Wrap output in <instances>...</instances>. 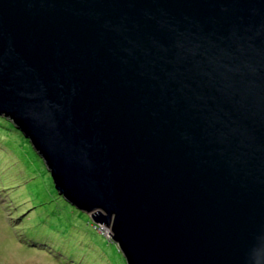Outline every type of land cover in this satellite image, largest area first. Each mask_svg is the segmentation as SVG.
<instances>
[{
	"label": "water",
	"instance_id": "95a60500",
	"mask_svg": "<svg viewBox=\"0 0 264 264\" xmlns=\"http://www.w3.org/2000/svg\"><path fill=\"white\" fill-rule=\"evenodd\" d=\"M0 115L125 264H264V0H0Z\"/></svg>",
	"mask_w": 264,
	"mask_h": 264
},
{
	"label": "rangeland",
	"instance_id": "374dc122",
	"mask_svg": "<svg viewBox=\"0 0 264 264\" xmlns=\"http://www.w3.org/2000/svg\"><path fill=\"white\" fill-rule=\"evenodd\" d=\"M0 170V264H125L108 233L56 195L42 161L2 118ZM38 225L49 229L50 239L37 234V244H28Z\"/></svg>",
	"mask_w": 264,
	"mask_h": 264
},
{
	"label": "trees",
	"instance_id": "16d2710c",
	"mask_svg": "<svg viewBox=\"0 0 264 264\" xmlns=\"http://www.w3.org/2000/svg\"><path fill=\"white\" fill-rule=\"evenodd\" d=\"M0 118H2L1 116H0ZM2 119H4V118H2ZM10 123V122H9ZM10 125L17 131V129L10 123ZM20 135H21V137L28 143V141H27V139L26 138H24L23 136H22V134L19 132V131H17ZM29 144V143H28ZM1 171V170H0ZM1 173V172H0ZM49 176V175H48ZM5 177H10V175H9V173L8 174H6V176ZM51 180V179H50ZM12 182H14L15 181V178H13L12 180H11ZM56 193V192H55ZM56 195H58L57 193H56ZM58 197H60L59 195H58ZM62 201H64L62 198H60ZM64 203L65 204H67L65 201H64ZM68 206H69V204H67ZM1 208H2V206H1ZM0 213H4V211H3V208H2V210L0 211ZM78 213H81L80 211L78 212ZM19 215H21V212H19L18 210L13 214V216H16V219H17V217L19 216ZM12 216V215H11ZM39 226V225H38ZM40 228L39 229H41L42 231H39V229H37V230H30L31 232L28 234V236H31V240H29V241H27V243L28 244H33V243H35V244H37V242H38V240L35 238V237H38L37 236V234H40V237L41 238H46V239H50V232H49V229H46V228H44L42 225L41 226H39ZM18 228H19V230L22 228V226L20 225V226H18ZM39 231V232H38ZM23 233H25L26 235H27V233L28 232H23ZM49 233V234H48ZM15 235H16V239H19V240H22V237H19L16 233H15ZM54 237V236H53ZM36 239V240H35ZM41 242H43V240H41Z\"/></svg>",
	"mask_w": 264,
	"mask_h": 264
},
{
	"label": "clouds",
	"instance_id": "9594fccd",
	"mask_svg": "<svg viewBox=\"0 0 264 264\" xmlns=\"http://www.w3.org/2000/svg\"><path fill=\"white\" fill-rule=\"evenodd\" d=\"M1 116V115H0ZM2 118H4L3 116H1ZM6 121H8L6 118H4ZM10 122V121H8ZM11 123V122H10ZM12 124V123H11ZM13 125V124H12ZM32 148V147H31ZM40 159V158H39ZM50 177V176H49ZM51 179V178H50ZM52 182V181H51ZM57 193V192H56ZM61 197V196H60ZM66 202V201H65ZM67 203V202H66ZM68 204V203H67ZM71 206V205H70ZM74 208V207H73ZM75 209V208H74ZM91 221V220H90ZM95 228H98L99 230H101V232H104L103 230L106 231L105 227L101 226V225H96L94 224ZM107 232V231H106ZM107 234V233H106ZM113 243V242H112ZM117 248V247H116ZM118 250V249H117ZM119 251V250H118ZM120 253V252H119ZM122 256V255H121ZM123 258V257H122ZM124 260V259H123ZM125 262V261H124Z\"/></svg>",
	"mask_w": 264,
	"mask_h": 264
}]
</instances>
